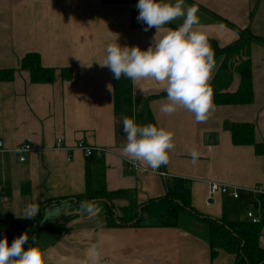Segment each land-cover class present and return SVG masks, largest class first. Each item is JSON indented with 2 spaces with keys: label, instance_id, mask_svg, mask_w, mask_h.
<instances>
[{
  "label": "crops",
  "instance_id": "crops-1",
  "mask_svg": "<svg viewBox=\"0 0 264 264\" xmlns=\"http://www.w3.org/2000/svg\"><path fill=\"white\" fill-rule=\"evenodd\" d=\"M137 3L0 0V70H16L13 80H0V193L6 192L4 202L0 200V220L20 218L30 203L40 210L42 202L61 199L44 207L38 242L44 264H91L93 247L100 253L96 264H236V255L226 250L212 256L208 225L195 216L186 213L179 227L160 225L168 209L163 201L151 204L143 225L110 226L102 201H96L102 211L89 219L71 198L86 191L89 170L94 189L127 192L113 200L118 216L127 218L134 213L131 206L163 197L168 185L182 177L191 181L195 209L209 217L225 213L233 222L249 220V212L264 217V194L253 191L264 190V160L254 146L235 145L230 130L233 123H253L256 140L264 141V45L252 43L247 56L254 102L219 105L213 97L214 111L203 123L185 109L166 115L160 110L167 102V96L160 97L166 93L163 85L154 80L133 85L123 76L115 80L109 68L99 65L109 42L142 50L153 43L156 29L143 30ZM185 5L198 9L196 30L220 47L239 34L216 16L264 38V0H185ZM181 23L178 19L166 27ZM31 52L39 53L46 67L72 69L73 78L63 80L59 70L53 83H32L30 72L21 68ZM224 61V55L215 61L209 85ZM240 84L235 71L224 91L237 92ZM142 106L153 124L174 134L175 148L164 169L139 171L122 155L124 118L152 124L139 116ZM81 141L96 148L91 157L78 149ZM28 142L32 150L15 152ZM192 148L200 153L195 165ZM22 155L26 160H20ZM213 182L236 187L239 198L211 195ZM260 244L264 248V228Z\"/></svg>",
  "mask_w": 264,
  "mask_h": 264
},
{
  "label": "clouds",
  "instance_id": "clouds-1",
  "mask_svg": "<svg viewBox=\"0 0 264 264\" xmlns=\"http://www.w3.org/2000/svg\"><path fill=\"white\" fill-rule=\"evenodd\" d=\"M136 8L139 10L138 22L145 25L143 30L156 29L153 43L142 50L138 46L109 42L105 59L99 65L109 68L115 80L123 76L133 85L141 80L160 83L167 94L161 112L173 115L179 109H185L194 114L195 122H206L215 108L209 86L215 60L208 37L196 30L198 9L186 6L185 0H138ZM178 19L182 20L178 27H166ZM123 133L126 143L122 155L139 171H156L168 164L169 153L175 148L171 131L155 124L138 125L134 119L125 117ZM189 154L195 165L199 151L192 148ZM79 208L89 219H95L102 211L96 201H82ZM38 213L39 205L30 203L19 217L34 219ZM99 257V251L93 247L89 257L91 264H96ZM0 264H44V258L36 238L29 243L26 232L16 237L11 245L7 237L0 239Z\"/></svg>",
  "mask_w": 264,
  "mask_h": 264
},
{
  "label": "trees",
  "instance_id": "trees-1",
  "mask_svg": "<svg viewBox=\"0 0 264 264\" xmlns=\"http://www.w3.org/2000/svg\"><path fill=\"white\" fill-rule=\"evenodd\" d=\"M216 18L228 27L236 30L239 38L233 43L220 47L213 39L208 38V43L214 51V60L224 55L225 61L221 70L215 76L211 85L214 101L216 104H250L254 102V87L252 68L249 50L252 43L264 45V38L256 36L250 29H241L235 24L223 19L220 16ZM246 57L240 62V59ZM248 58V59H247ZM21 68L30 72L32 83H53L59 70L63 80H70L74 76V72L69 68L57 69L54 67H46L42 63L41 55L37 52L26 54L21 61ZM237 72L241 76L240 88L237 92L231 93L226 90L233 79V73ZM15 69L0 70V80H13L15 78ZM167 96L166 93L160 97ZM146 102V101H145ZM139 116L148 118L153 124V118L147 109L142 106L139 110ZM232 141L235 145H251L255 148V153L264 160V141L256 140V127L253 123L241 122L231 125ZM164 169V166H162ZM88 186L84 193L71 197L76 201L77 206L82 201H102L106 207L107 222L110 226L120 224L143 225L147 221L149 208L152 203L163 201L168 205L167 211L162 216L160 225L167 227H179L182 223L183 216L187 213L195 216L197 219L208 225V242L211 247L212 256L215 257L219 250H226L236 255V264H264V248L260 244V235L264 228V217L260 218V222L253 221H229L225 215L221 218L209 217L193 206L191 181L182 177L174 179V185H168L167 192L163 197L152 199L146 204H136L130 208L134 213H129L127 218L118 216L113 200L116 197H124L127 195L125 190L108 191L107 189L96 190L91 185V175L87 172ZM30 189H24V193H29ZM61 199H51L41 203L40 210L34 219L10 218L0 220V239L7 237L9 245L21 234L27 232L29 243L35 237L37 246L40 233L44 230L42 226L44 207L48 202ZM25 249L28 247L26 244Z\"/></svg>",
  "mask_w": 264,
  "mask_h": 264
},
{
  "label": "built area",
  "instance_id": "built-area-1",
  "mask_svg": "<svg viewBox=\"0 0 264 264\" xmlns=\"http://www.w3.org/2000/svg\"><path fill=\"white\" fill-rule=\"evenodd\" d=\"M3 146H4V143L0 141V147H3ZM77 147L78 149L82 150L85 153L86 157H91L94 154V151L96 150L95 147L87 145L83 141L79 142ZM30 150H32V145L31 143L28 142V143L21 145L19 148L15 149V152L21 155L24 152H27ZM20 160L24 161L26 160V157L22 155L20 156ZM253 191L256 193L264 194V190L260 187L254 188ZM210 194L211 195H215V194L231 195L235 199L239 198V191L236 187H231V186L220 184L217 182H213L210 184ZM5 195H6V192L4 191L0 193L1 202H4ZM248 217L254 223L260 222V217L255 216L252 212L248 213Z\"/></svg>",
  "mask_w": 264,
  "mask_h": 264
},
{
  "label": "rangeland",
  "instance_id": "rangeland-1",
  "mask_svg": "<svg viewBox=\"0 0 264 264\" xmlns=\"http://www.w3.org/2000/svg\"><path fill=\"white\" fill-rule=\"evenodd\" d=\"M245 59H246V57H243V56H242V58L240 59V62L243 61V60H245Z\"/></svg>",
  "mask_w": 264,
  "mask_h": 264
}]
</instances>
